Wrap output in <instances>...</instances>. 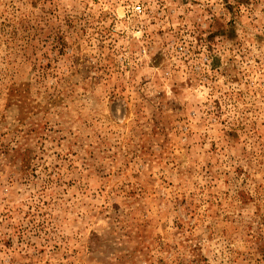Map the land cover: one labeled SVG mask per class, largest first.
<instances>
[{"label":"rangeland","instance_id":"374dc122","mask_svg":"<svg viewBox=\"0 0 264 264\" xmlns=\"http://www.w3.org/2000/svg\"><path fill=\"white\" fill-rule=\"evenodd\" d=\"M0 264H264V0H0Z\"/></svg>","mask_w":264,"mask_h":264},{"label":"built area","instance_id":"2783aa9c","mask_svg":"<svg viewBox=\"0 0 264 264\" xmlns=\"http://www.w3.org/2000/svg\"><path fill=\"white\" fill-rule=\"evenodd\" d=\"M134 10L137 11V12H139L140 11V6L139 5L135 6L134 7Z\"/></svg>","mask_w":264,"mask_h":264}]
</instances>
